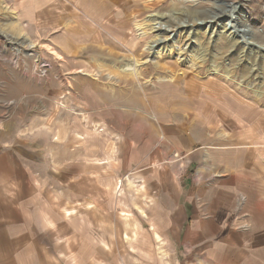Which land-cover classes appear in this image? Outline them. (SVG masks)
Listing matches in <instances>:
<instances>
[{
    "label": "rangeland",
    "instance_id": "rangeland-1",
    "mask_svg": "<svg viewBox=\"0 0 264 264\" xmlns=\"http://www.w3.org/2000/svg\"><path fill=\"white\" fill-rule=\"evenodd\" d=\"M193 1L0 0V103L21 112L31 134L55 142L56 184L63 183L66 161L70 173L86 163L89 195L95 179L104 177L106 191V178L117 171L108 189L118 205L120 232L123 212L153 215L160 172L176 179L189 165L188 172L208 167L216 162L213 155L239 144L241 136L254 137L264 151V0H195L205 13L218 15L212 34L199 30L205 61L191 64L190 53L179 60L176 48L160 52L154 44L169 33L178 39L179 29L146 28L142 36L141 27L152 14L176 23V10L186 13ZM230 12L250 44L223 32L221 16ZM129 62L138 74L123 71ZM215 65L219 70L212 74ZM194 129L201 131L196 137ZM198 149L203 154L189 159ZM87 205L91 212L90 200ZM147 225L143 231L153 229ZM169 242L149 247L154 264L157 253L172 261ZM143 243H131V264H143L137 254L147 251Z\"/></svg>",
    "mask_w": 264,
    "mask_h": 264
},
{
    "label": "crops",
    "instance_id": "crops-1",
    "mask_svg": "<svg viewBox=\"0 0 264 264\" xmlns=\"http://www.w3.org/2000/svg\"><path fill=\"white\" fill-rule=\"evenodd\" d=\"M24 125L21 112L0 103V264H131L137 240L148 245L137 252L143 264H154L155 250L148 249L162 240L170 241L173 258L169 263L157 253L158 264H264V151L254 137H238L239 144L213 155L216 162L191 172L189 165L176 179L160 172L155 212L143 219L123 212L120 232L118 205L108 189L117 171L106 178V191L104 177L95 179L89 195L86 163L70 173L66 161L63 183L56 184L55 142ZM202 154L192 151L189 159ZM143 224L153 229L143 231Z\"/></svg>",
    "mask_w": 264,
    "mask_h": 264
},
{
    "label": "bare ground",
    "instance_id": "bare-ground-1",
    "mask_svg": "<svg viewBox=\"0 0 264 264\" xmlns=\"http://www.w3.org/2000/svg\"><path fill=\"white\" fill-rule=\"evenodd\" d=\"M193 5H195L193 7V9L191 8L186 13L182 12L183 9H181L180 11L176 10L178 12V15H180V16H177L178 21L176 23L172 22L173 24L169 23V19L168 20L167 19H163V16L161 14L160 15L152 14L151 19H149L151 21V23L148 24L149 26L146 25L144 27H141L142 36L144 34L146 35V32L148 31L147 29H149V30L159 29L158 31L160 33L162 31H165L169 27L170 28L171 27H173V28L176 27L177 29H179V31H178L179 38L175 40V39H173L175 37H170L171 34L169 33L166 36L167 39L156 40V43H154V44L159 46L158 51H160V52L166 51L168 46H172V47H174V48H176L178 50V53H179V55H178L179 57L178 58H179V60H182L183 59L182 56H184V55H185V58H186L187 56H189L188 53H190V57H191L190 61L192 62L191 64H193L194 61H198V63H203L205 61V56L201 52V49H204V51H206L207 50V46L203 42L200 41L199 30L203 29V31L205 33L208 32V33L212 34L213 31H214V27H215V26L213 27L212 22L214 21V18H216V16L218 14L211 15V13H208V12L205 13V11H203V9L200 8L201 6H196L195 2H194ZM220 20H221V22H223L222 23L223 32L229 34L230 36L232 35V37L234 39H237V40L241 39L243 41L244 45H248V44L251 43L250 39H248L247 36H246L245 30H243L242 33L239 32L240 28H238L237 25H236L233 13H231V12L230 13H225L223 16H221ZM201 23L205 26V28H201V26H202ZM144 24H145V22H144ZM163 27H165L164 30H162ZM167 31H168V29H167ZM176 33H177V30H175V32L173 34L175 35ZM191 38H194L195 41L192 42ZM151 44H153V42ZM154 44H153V46H154ZM148 48H149V46H148ZM133 64H130V62H129V63H126L125 65H123V67H122L123 71H125L126 73H129V74H132V75L133 74H138L137 68ZM218 70H219L218 67L215 65L214 67L210 68L209 71H211L212 74H216V72H218Z\"/></svg>",
    "mask_w": 264,
    "mask_h": 264
}]
</instances>
